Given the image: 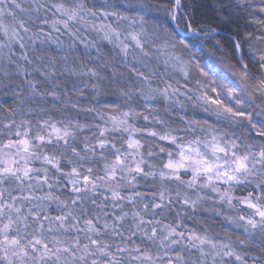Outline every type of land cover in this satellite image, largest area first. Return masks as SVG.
Wrapping results in <instances>:
<instances>
[{
  "label": "snow or ice",
  "instance_id": "snow-or-ice-1",
  "mask_svg": "<svg viewBox=\"0 0 264 264\" xmlns=\"http://www.w3.org/2000/svg\"><path fill=\"white\" fill-rule=\"evenodd\" d=\"M0 264H264V0H0Z\"/></svg>",
  "mask_w": 264,
  "mask_h": 264
},
{
  "label": "trees",
  "instance_id": "trees-1",
  "mask_svg": "<svg viewBox=\"0 0 264 264\" xmlns=\"http://www.w3.org/2000/svg\"><path fill=\"white\" fill-rule=\"evenodd\" d=\"M178 32L180 33V35L183 37L185 35H187L190 39V42H192L193 44H197V46L199 47V44L197 43V38L193 37L190 33H185L182 29H178ZM222 36H224L225 38L227 37L226 33H222ZM205 62L209 63L211 62V58L210 57H205Z\"/></svg>",
  "mask_w": 264,
  "mask_h": 264
}]
</instances>
